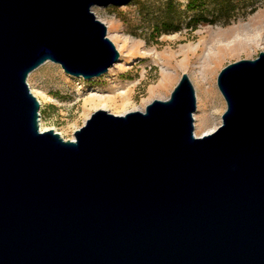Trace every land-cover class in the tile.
<instances>
[{
    "label": "water",
    "instance_id": "1",
    "mask_svg": "<svg viewBox=\"0 0 264 264\" xmlns=\"http://www.w3.org/2000/svg\"><path fill=\"white\" fill-rule=\"evenodd\" d=\"M130 1L0 0V264H264V52L219 71L208 134L186 73L144 112L40 130L30 72L104 74L119 52L92 7Z\"/></svg>",
    "mask_w": 264,
    "mask_h": 264
},
{
    "label": "rangeland",
    "instance_id": "2",
    "mask_svg": "<svg viewBox=\"0 0 264 264\" xmlns=\"http://www.w3.org/2000/svg\"><path fill=\"white\" fill-rule=\"evenodd\" d=\"M165 1L131 0L121 6L92 7L96 18L106 25L107 36L119 52L118 61L104 74L83 79L81 76L65 73L59 64L52 61L44 62L30 72L27 83L40 102V119L44 128H54L53 131L61 132L64 139L74 138V131L81 128L89 118L83 115V103L92 90L111 96L117 95L121 90H129L132 106L128 107V112H144L146 105L154 99L166 100L170 97L182 73H186L190 79V75L197 74L202 69V59L191 62L187 69L176 70L175 67H165L161 60H155L157 55L173 51L179 62L183 58L179 50L186 45L197 44L200 39L209 42V38L211 40L212 35L217 32L231 33L236 29L243 38L253 40V47L223 58L214 74L212 88L208 83L205 84V94L190 79L196 95L194 135H203L199 132L196 134V124L208 125L213 131L218 128L227 104L217 87V75L229 63L254 59L259 52H264V0L241 2L238 12L228 24L200 23L195 29L185 22V4L188 0H173L172 17H176L179 30L157 35L154 28L167 15ZM252 8L254 9L251 10ZM260 20L263 21V26L255 28L253 24ZM164 69L170 70L171 76L167 91L165 94L150 96L149 88L158 85ZM108 112L112 113L113 110Z\"/></svg>",
    "mask_w": 264,
    "mask_h": 264
},
{
    "label": "bare ground",
    "instance_id": "3",
    "mask_svg": "<svg viewBox=\"0 0 264 264\" xmlns=\"http://www.w3.org/2000/svg\"><path fill=\"white\" fill-rule=\"evenodd\" d=\"M253 25L256 26L255 28L257 27L261 28L263 26V21L261 20L256 21L255 24ZM247 31H251V30H247ZM210 38H209V42L208 41L206 42L205 41L206 39L205 40L200 39L197 44H188L184 48H181L179 50V53H181L183 58L179 62L176 60L177 54L173 51H170L165 54H159L157 55L156 58L155 57L154 58L155 60H161L163 63L162 65H164L165 67L166 66L169 68L175 67L176 70L187 69L189 68L191 62L202 59L203 62L200 61L202 62V69L197 74L193 73L192 75H190V79L193 83L196 84V87L199 89V91L205 94L206 93L205 90L206 88L204 89L205 84L208 83L210 89L212 88L214 74L217 68L220 66L223 58L229 55H235L237 52L241 50L248 51L253 47V40H251V38H249L250 40L248 38L247 39L243 38L238 31L236 32V29L231 33L222 32V31L217 32L212 35L211 40ZM110 41L112 42L111 39ZM167 70L166 69L163 70L161 74L162 77L158 85L156 87L154 86L152 88H149L150 96L154 94L156 95L163 93L165 94V92L167 91L169 80L171 77L169 74L170 70L169 71ZM94 91L95 90H92L90 92L89 96L84 100L83 103L84 106L83 115L86 116V118L89 117L96 110H105V111L113 110L112 114H116V115H124L128 111H130L128 110L129 109L128 107L132 106V102H131L132 100L129 90H121V92L119 91L118 94L114 96L101 94L99 92H94ZM39 126L41 131L54 129V128H44L42 126V119H39ZM196 128H197L196 134L199 132L204 135L213 131L212 127L204 124L203 125L196 124ZM57 133H59L62 136L61 132L57 131Z\"/></svg>",
    "mask_w": 264,
    "mask_h": 264
},
{
    "label": "trees",
    "instance_id": "4",
    "mask_svg": "<svg viewBox=\"0 0 264 264\" xmlns=\"http://www.w3.org/2000/svg\"><path fill=\"white\" fill-rule=\"evenodd\" d=\"M249 3L248 0H188L185 4L186 25L197 28V24H228L238 12V6ZM253 2V1H252ZM173 0L165 1L166 19L158 23L154 30L157 35L179 30L176 17L173 16ZM252 8L251 10H253Z\"/></svg>",
    "mask_w": 264,
    "mask_h": 264
},
{
    "label": "built area",
    "instance_id": "5",
    "mask_svg": "<svg viewBox=\"0 0 264 264\" xmlns=\"http://www.w3.org/2000/svg\"><path fill=\"white\" fill-rule=\"evenodd\" d=\"M39 113H40V111H39ZM40 116H41V114H40Z\"/></svg>",
    "mask_w": 264,
    "mask_h": 264
}]
</instances>
